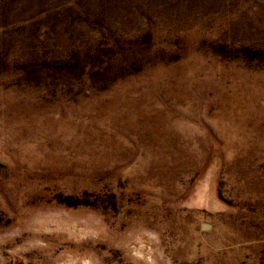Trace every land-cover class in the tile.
Listing matches in <instances>:
<instances>
[{
  "label": "rangeland",
  "instance_id": "rangeland-1",
  "mask_svg": "<svg viewBox=\"0 0 264 264\" xmlns=\"http://www.w3.org/2000/svg\"><path fill=\"white\" fill-rule=\"evenodd\" d=\"M0 264H264V0H0Z\"/></svg>",
  "mask_w": 264,
  "mask_h": 264
},
{
  "label": "trees",
  "instance_id": "trees-1",
  "mask_svg": "<svg viewBox=\"0 0 264 264\" xmlns=\"http://www.w3.org/2000/svg\"><path fill=\"white\" fill-rule=\"evenodd\" d=\"M115 2V4L117 3L118 0H113Z\"/></svg>",
  "mask_w": 264,
  "mask_h": 264
}]
</instances>
